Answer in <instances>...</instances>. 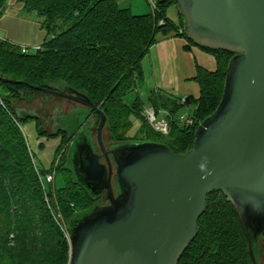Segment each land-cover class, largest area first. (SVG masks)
<instances>
[{
  "label": "water",
  "instance_id": "water-1",
  "mask_svg": "<svg viewBox=\"0 0 264 264\" xmlns=\"http://www.w3.org/2000/svg\"><path fill=\"white\" fill-rule=\"evenodd\" d=\"M174 1L192 41L233 53L220 101L197 125L191 148L104 145L106 116L89 96L61 81L44 89L75 103L54 114L63 117L59 124L53 115L45 125L71 137L65 155L71 179L96 199L65 220L68 264H178L213 190L231 204L251 264H264V0Z\"/></svg>",
  "mask_w": 264,
  "mask_h": 264
},
{
  "label": "trees",
  "instance_id": "trees-1",
  "mask_svg": "<svg viewBox=\"0 0 264 264\" xmlns=\"http://www.w3.org/2000/svg\"><path fill=\"white\" fill-rule=\"evenodd\" d=\"M21 1L26 11L37 15L50 37L39 49L27 53L8 39L0 38V76L23 81L0 80V264H68V238L54 222L43 197V190H50V185L39 181V172L41 175L52 172V167L36 171L20 121L34 119L39 133L60 135L56 155L63 149L62 162L54 174L60 173L63 184L54 190L64 220L87 210L96 199L71 179L65 159L71 137L65 130L49 129L42 103L33 105L32 101L40 95L51 99L44 89H57L56 82H65L84 92L104 112L114 143L154 141L182 153L191 148L197 125L217 107L233 53L196 44L183 31L179 33V28L183 30V17L178 13L179 22L175 24L166 14L168 7L175 5L174 0H157L154 12L144 14L132 13L130 8L120 6L118 0ZM4 2L0 0V4ZM159 19L164 20L163 25L158 24ZM171 32L184 37L187 48L196 45L209 52L215 66L209 69L196 65L197 98L187 96L182 103L180 97L149 92L146 103L157 111L164 110L170 122V132L163 135L153 130L142 116L145 102L139 95L130 105L123 98L142 85L141 62L149 47L158 36ZM187 104H193L190 115L194 119L188 126L179 120V110ZM93 115L97 123L99 116ZM131 117L139 122L136 127L140 136H129L134 126ZM198 226L178 264H251L244 232L220 191L213 190L207 195ZM11 239L17 247L9 245ZM29 239L31 243L26 242ZM22 244L25 250L27 245L31 248L24 252L22 247L20 252ZM260 248L264 263V232Z\"/></svg>",
  "mask_w": 264,
  "mask_h": 264
},
{
  "label": "rangeland",
  "instance_id": "rangeland-1",
  "mask_svg": "<svg viewBox=\"0 0 264 264\" xmlns=\"http://www.w3.org/2000/svg\"><path fill=\"white\" fill-rule=\"evenodd\" d=\"M118 3L122 7L130 8L132 13L134 14H144L153 11L151 0H118ZM166 14L174 21L178 20L179 18L175 5H170L166 10ZM0 37L8 39L17 46L28 47L29 52H34L36 51L35 46L42 44L45 39L50 37V35L47 34L46 30L41 27L40 20L37 15L34 12L26 11L23 8L21 0H5L3 4H0ZM208 65H210V68L213 69L215 66V61L211 59ZM136 93L137 90H131L127 92L123 98L124 102L130 105L133 102L134 98H136ZM54 96L55 95H53L51 99L49 98L48 101L50 102V106L56 105L55 110L59 109L64 113L68 112L75 105V103L69 101L68 99H62V101H58L59 99ZM139 96L142 99L145 97V95L141 93V91ZM41 103L43 104L41 97H37L32 101L33 105H41ZM192 108L193 105L191 104L183 105L179 110V113H191ZM47 110L48 111H43L42 113L46 118L51 117V114L54 112L50 111L49 109ZM49 112L52 113L50 114ZM62 120L63 117H60V115H54L55 123L59 124V122H61ZM130 120L133 122L134 126L129 131V136H140V132H138V128L136 127L139 126L138 120H135L134 117H131ZM63 125L65 126L66 124L63 123ZM19 126L24 134V138L27 141L29 148L33 152V159L35 160V164L37 166L35 167L36 171L39 172L38 169H41L42 171L49 170L52 167L53 171L51 170L52 172L48 173H53L54 179H51L50 181H47L45 177L40 179V177H43L46 173L41 175L39 172V181L41 184L46 183L50 185V190L46 189L47 192L43 190V197L47 195V198H49V204L58 208L59 210V204H57L56 202L54 189L55 186H61L63 184V181L60 177V173L58 172L55 175L54 171H56V166L61 164L62 162V159H60V155L62 154L63 149L60 150L56 155V149L61 140L60 135L48 136L39 133L36 129V122L34 119L27 122L22 120L20 121ZM66 128L72 129L73 125L71 124ZM93 136L95 138V131H93ZM102 140L104 145L114 142L113 138L111 137V132L107 122L105 123L102 130ZM53 161L55 163H53ZM48 209L51 214V210H53L54 208H49L48 206ZM51 215L53 216V214ZM26 242L31 243L32 241L31 239H29ZM9 245L11 247H17L13 239H11ZM22 247L24 252L31 248L30 245H27L25 250L24 244H22L18 248L20 252H22Z\"/></svg>",
  "mask_w": 264,
  "mask_h": 264
},
{
  "label": "crops",
  "instance_id": "crops-1",
  "mask_svg": "<svg viewBox=\"0 0 264 264\" xmlns=\"http://www.w3.org/2000/svg\"><path fill=\"white\" fill-rule=\"evenodd\" d=\"M172 21L177 24L179 18ZM187 44L184 37L171 32L158 36L149 47L141 62L143 83L136 93L139 95L141 91L145 95V105H148L146 100L150 91H158L165 96H190L192 99L198 97L199 84L194 79L196 65L212 69L208 64L214 59L199 46L189 45L187 48Z\"/></svg>",
  "mask_w": 264,
  "mask_h": 264
},
{
  "label": "built area",
  "instance_id": "built-area-1",
  "mask_svg": "<svg viewBox=\"0 0 264 264\" xmlns=\"http://www.w3.org/2000/svg\"><path fill=\"white\" fill-rule=\"evenodd\" d=\"M156 1L157 0H151L152 3V8L153 11L156 9ZM158 24L163 25L164 24V20L163 19H159L158 20ZM183 30L181 28L178 29V32L181 33ZM1 39H4V37H0ZM40 45L35 46V49H39ZM21 51L24 53L29 52L28 47H20ZM187 98V96H182L180 97V102H184L185 99ZM1 101V99H0ZM142 116L144 117V119L146 120V122L152 127L153 130H155L156 132H159L163 135H167L170 132V122L169 119L167 118V114L164 110H156L152 105H145L142 108L141 111ZM179 120L180 123H182L183 125H191L194 122L193 117L190 115V113H180L179 115ZM46 178L47 181H50L51 179H54L53 177V173H46L43 177H40V179L42 178ZM45 198V202L47 204V206H49V208H54L53 210H51V214H53V219L55 220L56 224L58 225L59 229L63 232V234L68 238L69 233L65 224V220L62 216V214L59 212L58 208L51 206L49 204V198H47V195L44 196Z\"/></svg>",
  "mask_w": 264,
  "mask_h": 264
},
{
  "label": "flooded vegetation",
  "instance_id": "flooded-vegetation-1",
  "mask_svg": "<svg viewBox=\"0 0 264 264\" xmlns=\"http://www.w3.org/2000/svg\"><path fill=\"white\" fill-rule=\"evenodd\" d=\"M42 96V102H43V104H42V106H43V109H42V112L43 111H48L47 109H49L50 111H54L53 113L52 112H49L50 114H51V117L54 115V114H56V113H59V112H61L62 113V111H59V110H55V107H56V105H53V106H50V102L48 101V100H46V97H44L43 95H40L39 97H41ZM58 101H60V100H58ZM62 101V100H61ZM52 102V101H51ZM59 111V112H58ZM46 118V117H45ZM49 119H50V117H48V119L46 120V122H48L49 121ZM71 140V139H70ZM97 147V146H96ZM97 150H98V147H97ZM99 151V150H98Z\"/></svg>",
  "mask_w": 264,
  "mask_h": 264
}]
</instances>
